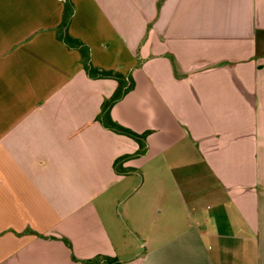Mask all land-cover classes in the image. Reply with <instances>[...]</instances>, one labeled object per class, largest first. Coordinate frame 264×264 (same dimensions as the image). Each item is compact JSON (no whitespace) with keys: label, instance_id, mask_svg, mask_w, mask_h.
Instances as JSON below:
<instances>
[{"label":"crops","instance_id":"obj_1","mask_svg":"<svg viewBox=\"0 0 264 264\" xmlns=\"http://www.w3.org/2000/svg\"><path fill=\"white\" fill-rule=\"evenodd\" d=\"M69 1L0 0V264H264V0Z\"/></svg>","mask_w":264,"mask_h":264},{"label":"trees","instance_id":"obj_2","mask_svg":"<svg viewBox=\"0 0 264 264\" xmlns=\"http://www.w3.org/2000/svg\"><path fill=\"white\" fill-rule=\"evenodd\" d=\"M69 5V11L72 10V4L69 0H65ZM69 17L65 19L64 25L69 24ZM67 31V30H66ZM60 39L68 45V47L78 48L84 56V62L88 76L92 79H114L118 82V88L110 99L104 101L101 107V112L97 116L96 120L106 129L112 131L115 134L129 137L135 140L140 148L139 151L134 155H126L115 162V168L117 169L120 163L128 161L131 159L139 158L147 152V137L149 132L139 134L126 128L117 122H115L111 117L112 108L121 101L128 93H130L135 88V81L132 77L126 76L117 71H106L103 69L96 68L92 65L90 61V53L88 47L84 46L80 41L71 38L68 33L66 35H60ZM86 264H121L116 259H110L104 256H98L96 258L84 261Z\"/></svg>","mask_w":264,"mask_h":264},{"label":"rangeland","instance_id":"obj_3","mask_svg":"<svg viewBox=\"0 0 264 264\" xmlns=\"http://www.w3.org/2000/svg\"><path fill=\"white\" fill-rule=\"evenodd\" d=\"M184 159L186 160V161H190V159L189 158H187V157H184ZM148 169L147 168H144V170L142 171V175L145 177V179L143 180L142 179V177L141 176H133V178H131V183L129 184V186H131V185H138V184H141V187H142V190H140V192H142V191H145V190H149L150 189V187H151V185H150V179H149V174H148V171H147ZM143 181H145V183L143 184ZM136 192H134L131 196H130V198L132 197V200L133 199H135V197H137V194H135ZM130 198H128V199H130ZM124 205H121L120 203L118 204L117 203V205H116V207H115V210H116V212L118 213L117 214V217L119 218V219H121V213L123 212V210H124Z\"/></svg>","mask_w":264,"mask_h":264}]
</instances>
